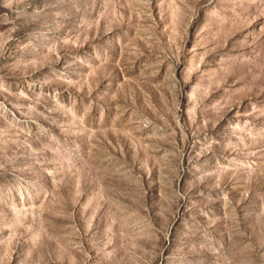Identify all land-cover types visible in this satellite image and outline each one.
Listing matches in <instances>:
<instances>
[{"label": "rangeland", "instance_id": "1", "mask_svg": "<svg viewBox=\"0 0 264 264\" xmlns=\"http://www.w3.org/2000/svg\"><path fill=\"white\" fill-rule=\"evenodd\" d=\"M0 264H264V0H0Z\"/></svg>", "mask_w": 264, "mask_h": 264}]
</instances>
